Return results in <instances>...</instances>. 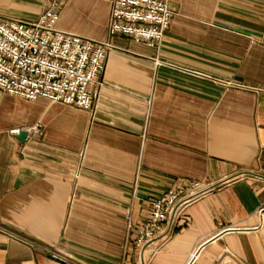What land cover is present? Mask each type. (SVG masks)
Returning a JSON list of instances; mask_svg holds the SVG:
<instances>
[{
	"label": "crops",
	"instance_id": "1",
	"mask_svg": "<svg viewBox=\"0 0 264 264\" xmlns=\"http://www.w3.org/2000/svg\"><path fill=\"white\" fill-rule=\"evenodd\" d=\"M52 1L0 0V18ZM170 5L152 49L110 38L108 2L66 0L57 29L115 46L93 112L0 90V264H264V0ZM193 181L171 237L128 245L129 220Z\"/></svg>",
	"mask_w": 264,
	"mask_h": 264
},
{
	"label": "built area",
	"instance_id": "2",
	"mask_svg": "<svg viewBox=\"0 0 264 264\" xmlns=\"http://www.w3.org/2000/svg\"><path fill=\"white\" fill-rule=\"evenodd\" d=\"M65 1L53 0L36 22L0 18V90L27 101L44 98L93 112L99 91L91 86L115 46L57 29ZM104 1L111 6L110 38L159 48L174 17L170 0ZM206 191L193 181L153 200L144 220L128 221V245L144 248L160 236L171 237L186 208Z\"/></svg>",
	"mask_w": 264,
	"mask_h": 264
},
{
	"label": "water",
	"instance_id": "3",
	"mask_svg": "<svg viewBox=\"0 0 264 264\" xmlns=\"http://www.w3.org/2000/svg\"><path fill=\"white\" fill-rule=\"evenodd\" d=\"M26 137H27V133L26 132H21L20 134H19V139L21 140V141H23L24 139H26ZM227 231H238V229H228V230H225L223 233H225V232H227ZM214 239V238H213ZM212 240H210V242H211ZM50 258L51 259H53V260H56V261H60V262H62V260H60L59 258H56L55 256H50ZM193 263V258H192V260L190 261V264H192Z\"/></svg>",
	"mask_w": 264,
	"mask_h": 264
},
{
	"label": "rangeland",
	"instance_id": "4",
	"mask_svg": "<svg viewBox=\"0 0 264 264\" xmlns=\"http://www.w3.org/2000/svg\"><path fill=\"white\" fill-rule=\"evenodd\" d=\"M65 2H66V1H65ZM64 4H65V3H64ZM63 6H64V5H63ZM63 6H62V7H63ZM61 9H62V8H61ZM263 228H264V219H263Z\"/></svg>",
	"mask_w": 264,
	"mask_h": 264
}]
</instances>
